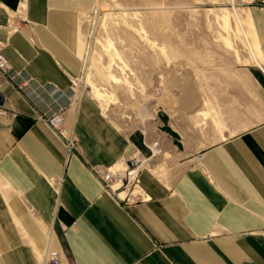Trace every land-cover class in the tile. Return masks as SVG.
Here are the masks:
<instances>
[{
  "label": "crops",
  "instance_id": "obj_1",
  "mask_svg": "<svg viewBox=\"0 0 264 264\" xmlns=\"http://www.w3.org/2000/svg\"><path fill=\"white\" fill-rule=\"evenodd\" d=\"M93 1L0 0V50L29 78L21 92L0 75L13 110L0 121V264H42L50 248L67 264H264V8L252 7L261 60L245 67L253 119L215 135L209 116L203 133L173 119L157 136L188 164L172 175L148 161L140 196L125 201L93 169L150 154L147 141L73 90L84 69L81 14ZM57 108L77 135L70 152L41 117Z\"/></svg>",
  "mask_w": 264,
  "mask_h": 264
},
{
  "label": "rangeland",
  "instance_id": "obj_2",
  "mask_svg": "<svg viewBox=\"0 0 264 264\" xmlns=\"http://www.w3.org/2000/svg\"><path fill=\"white\" fill-rule=\"evenodd\" d=\"M253 6L263 9L264 0H94L80 19L84 69L77 81V90L93 96L103 113L130 139L142 138L143 146L145 141L151 144L159 141L157 135L160 131L168 132L173 119L183 124L189 119L203 133L207 130L209 116L215 126L213 135L222 133L223 127L253 119L246 113L247 106L255 101L249 91L250 76L245 68L261 60L253 25ZM232 10L238 13V19L229 12ZM150 11L160 12L168 18L167 29L175 34L166 40L149 23L148 28L155 38H143V43L154 55L150 61L138 66L134 60L123 57L109 60L113 51L126 50L123 35L134 33L129 18L135 15L134 19L140 25L139 17H146ZM242 15H246L244 19ZM254 42L257 43L256 52ZM97 72L107 77L113 74L117 78L115 84L102 82L103 99H97L93 92V83H99L102 78L96 75ZM153 102L156 106L148 111L147 128L141 123L138 103ZM183 103L193 107L194 112L189 113ZM156 116L161 125L154 121ZM259 116L263 117V111ZM133 117L137 118V124ZM195 119L202 121L197 124ZM146 128L152 135L148 140L145 139L148 135L143 132ZM165 143L160 140L161 146L171 147ZM176 145L181 148L182 143L177 141ZM164 153L165 156L160 153L151 159L150 154H143V160L158 157L152 162L159 173L188 164L187 159H174ZM40 260L42 262V255Z\"/></svg>",
  "mask_w": 264,
  "mask_h": 264
},
{
  "label": "built area",
  "instance_id": "obj_3",
  "mask_svg": "<svg viewBox=\"0 0 264 264\" xmlns=\"http://www.w3.org/2000/svg\"><path fill=\"white\" fill-rule=\"evenodd\" d=\"M0 75L12 83L19 91L29 86V78L23 77L20 70L11 68L8 59L0 50ZM20 78V79H18ZM73 81V90L77 91V82ZM62 108L51 110L47 115L41 117L49 124L57 136L62 140L67 152L73 150L77 143V135L64 125ZM13 114L12 108L6 104V95L0 91V121L3 117H10ZM122 166L112 169L108 167H94L93 172L100 180L103 188L115 196H119V191L126 190L121 198L130 201L140 195L139 177L141 170L145 167L143 154L137 149L132 155L123 159ZM42 264H67L63 256L57 249H45L42 255Z\"/></svg>",
  "mask_w": 264,
  "mask_h": 264
},
{
  "label": "bare ground",
  "instance_id": "obj_4",
  "mask_svg": "<svg viewBox=\"0 0 264 264\" xmlns=\"http://www.w3.org/2000/svg\"><path fill=\"white\" fill-rule=\"evenodd\" d=\"M246 11L248 12L249 10L246 9ZM229 12L233 14L235 20L238 19V13L236 11L232 10V12L231 11H229ZM134 16L135 15H133V17L129 18L130 25H131V28L130 27L129 28L131 30L133 28L134 29V33H127V34H124L123 35V40H124L125 45H126V50H124V51H113L111 53V57H110L109 60L114 59V58H117V57H123L125 59L127 58L128 60L129 59L134 60L135 63L138 66L141 65L142 63H144L146 60H149L150 61L154 57V55H153V53H150V52L147 51V48H146V46L143 43V38H146L148 36H151L152 38H155V36L151 33V31L148 28V24L149 23L155 28L156 32L159 35H161L162 37H164L166 40H168L173 34H175V32H172L171 30H168L167 29V23H166V21L168 20V18L163 17L160 14V12L150 11V12L147 13V16L146 17H144V18H140L139 17L138 21H139L140 25L138 23H136V21H135L136 19H134ZM245 16H243L242 18L244 19ZM249 18H251V17H249ZM236 30H239L241 32V30L239 28H236ZM254 35H255V33H254ZM152 38H151V40H152ZM152 43H154V42H152ZM254 43H255V52H256L257 51V43L256 42H254ZM123 49H125V48H123ZM172 51H174V50L172 49ZM93 75H95V74H93ZM96 75H99V76L101 75L102 78L100 79L99 83L98 82H94L93 83V86H92L93 87V92H94V95L96 96L97 99H101V98L103 99L105 97V95H104L105 91H104V89L102 87V86H104V84L102 82L103 81H106L110 85L111 84H115L117 78H116V75H113V74H111L110 76L107 77V76H104L103 74H100V73L97 72ZM138 106H140L139 107V114L142 115V117L140 116L141 121H142L141 123H143L148 128L147 121H146L147 117L150 116L149 113H148V111L151 110V108L153 109V107L156 106V103L153 102V103H150V104H142V105H140L138 103ZM198 113H199V111H198ZM203 113L205 114V112H203ZM133 118H134L133 119L134 123L137 124V120H136L137 118H135V117H133ZM195 120H196V123L197 124L198 123L200 124L201 121H202L201 119L200 120L195 119ZM154 121H157V123H161V121L159 120V118L157 116L154 118ZM147 128H146V130H144V132L148 135V137H147V140H148V139H150V137L152 135H150V133L148 134V129ZM184 129H185V127H184ZM190 129L192 130V128H190ZM242 129H245V128H242ZM147 146H148V148L150 150L149 159L152 158L151 156L158 155V154H160L163 151L166 152V155H168V156L171 155L172 156V154L170 152L171 151L170 150L171 147H169V146H167V147L161 146L160 140L159 141L158 140L157 141L155 140V141L152 142V144L149 142L147 144ZM149 159L144 160V164H146L147 161H150ZM122 162L119 164V166L116 167V165H115V166H113L111 168L112 169H115V168L121 167L122 164H123ZM179 171H180V169L177 166H175V167L172 168L171 174L172 175H176ZM122 191H126V190H121V191H119V193L122 192Z\"/></svg>",
  "mask_w": 264,
  "mask_h": 264
}]
</instances>
